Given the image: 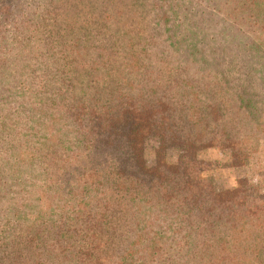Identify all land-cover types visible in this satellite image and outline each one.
Returning a JSON list of instances; mask_svg holds the SVG:
<instances>
[{"label":"trees","instance_id":"16d2710c","mask_svg":"<svg viewBox=\"0 0 264 264\" xmlns=\"http://www.w3.org/2000/svg\"><path fill=\"white\" fill-rule=\"evenodd\" d=\"M263 81L264 0H0V264H264V195L166 160L243 166ZM154 113L196 130L147 166Z\"/></svg>","mask_w":264,"mask_h":264},{"label":"rangeland","instance_id":"374dc122","mask_svg":"<svg viewBox=\"0 0 264 264\" xmlns=\"http://www.w3.org/2000/svg\"><path fill=\"white\" fill-rule=\"evenodd\" d=\"M264 89V81H263ZM178 97V96H176ZM215 98V97H214ZM215 100V99H214ZM8 102V101H7ZM12 118L21 117L25 113L18 110ZM13 119V120H14ZM152 129L145 143L144 158L147 166L154 165L153 150L163 144L164 139L171 134L194 133L191 117L187 113L183 114H159L152 115ZM196 126V124H195ZM199 127L202 128L201 125ZM194 128V129H193ZM208 130L217 132L220 129L211 123ZM7 133H12V128L6 131L0 130V150L10 143L19 146L20 142L8 137ZM260 142L253 153L244 159L241 167L231 166L232 160L227 149L219 148L215 145L210 148L200 150L193 161L176 149H168L166 160L170 164H180L189 168L190 172L197 174L205 182L213 186L216 191L231 189L236 185L237 180L245 179L251 196L264 195V125L260 128ZM11 151H17L16 148Z\"/></svg>","mask_w":264,"mask_h":264}]
</instances>
